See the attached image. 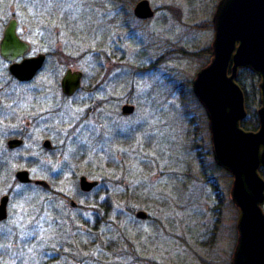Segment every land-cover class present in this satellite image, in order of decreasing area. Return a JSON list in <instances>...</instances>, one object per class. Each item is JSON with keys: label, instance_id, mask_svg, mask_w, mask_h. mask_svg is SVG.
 I'll use <instances>...</instances> for the list:
<instances>
[{"label": "rangeland", "instance_id": "1", "mask_svg": "<svg viewBox=\"0 0 264 264\" xmlns=\"http://www.w3.org/2000/svg\"><path fill=\"white\" fill-rule=\"evenodd\" d=\"M139 1L0 0V35L16 17L44 37L31 39L33 51L50 52L26 87L47 88L43 97L7 84L0 61L3 95L19 103L0 110V197L9 195L0 264H227L236 241L231 178L222 169L203 174L209 140L186 93L206 65L192 53L210 46L219 0H147L153 17L135 20ZM67 68L83 74L68 101L53 89ZM239 78L256 114L258 79ZM125 101L135 107L128 118L119 111ZM31 107L60 110L31 123L24 148L9 153L5 142L30 121ZM43 138L50 155L38 152ZM18 170L51 190L18 184ZM80 176L101 183L82 194Z\"/></svg>", "mask_w": 264, "mask_h": 264}, {"label": "water", "instance_id": "2", "mask_svg": "<svg viewBox=\"0 0 264 264\" xmlns=\"http://www.w3.org/2000/svg\"><path fill=\"white\" fill-rule=\"evenodd\" d=\"M137 19H150L154 11L147 0H140L133 9ZM213 37L209 62L201 68L191 82V90L204 109L208 120L212 155L215 164L232 177L229 199L237 211L236 242L231 264H264V0H219L211 18ZM11 20L0 40V57L12 63L9 73L19 81H28L41 68L44 56L13 63L26 55L28 43L20 41ZM248 70L258 79V126L254 131L244 130L241 122L247 116L245 95L237 83L241 70ZM81 72L68 70L61 81L64 94L70 96L80 88ZM133 105H122L120 115L133 113ZM22 140L9 139V149L20 147ZM44 147L50 148L45 141ZM21 184H33L44 190L50 186L32 180L25 170L14 173ZM98 181L78 179V189L88 193ZM9 195L0 197V223L7 220ZM71 207L76 204L69 202ZM137 220H146L144 211H136Z\"/></svg>", "mask_w": 264, "mask_h": 264}, {"label": "flooded vegetation", "instance_id": "3", "mask_svg": "<svg viewBox=\"0 0 264 264\" xmlns=\"http://www.w3.org/2000/svg\"><path fill=\"white\" fill-rule=\"evenodd\" d=\"M135 6V5H134ZM134 6L132 7V15H133V18L135 20H137V18L134 16L133 14V9H134ZM155 13V11H154ZM13 15V14H12ZM11 20H14L15 21V27H14V31H15V35L16 37L20 40V41H23V42H26L29 44L30 46V49L28 51V53L26 55H24L23 57L21 58H17L14 60L13 63H16V64H19L21 63L23 60L25 59H30V58H35L39 55H43L44 56V60H43V63H42V66L41 68L33 75V77L28 80V81H19L17 80L15 77L11 76L10 73H9V66L12 64V63H8L6 61H4L1 57H0V61L3 63V65L5 66V69H6V76H7V84L9 83H13V85H15L17 88H19L21 91H24V93L28 92L29 94H33L34 96H40L41 94V97L44 96L45 94V90H47V88H44L43 87H39V86H36L34 88H26L27 86H32L33 82L37 79V77L39 76V74L42 72V70L45 68L46 64L48 63V60L50 58V52L49 51H46V50H40V51H33L32 49V44L30 43L31 39H35V40H40V41H44V37L42 35H40L39 33L38 34H30L29 33V30L26 32V28H24L23 26H21L18 22V19L16 17H13L11 16V18L9 20H7V22L5 24H3V28H2V31H1V35H0V40L3 36V31L5 29V27L7 26V24L11 21ZM140 21V20H138ZM43 46V45H42ZM34 52V53H33ZM49 52V53H48ZM70 70L69 68H67L64 72V74L61 76L60 80L55 84V88L53 87V89L55 90V93H57L61 99L63 100H70L72 99L77 93H79L81 91V87H82V80H83V74H82V78H81V82H80V88L78 90H76L72 95L68 96L66 94L63 93L62 91V87H61V81L64 77V75L66 74V72ZM72 71V70H70ZM72 72H79V71H72ZM4 87L1 85L0 86V110L1 112H4V111H10V109L14 110L13 107L16 105V104H19L18 102H16L15 100L11 99V98H8L7 95H3V90ZM47 92V91H46ZM193 94V93H192ZM47 96L48 95H52V92H48L46 94ZM245 95V93H244ZM194 96V95H193ZM195 98V97H194ZM196 100V98H195ZM197 101V100H196ZM197 103L199 104V102L197 101ZM126 104H129V105H132L131 102L129 101H125L124 104L122 105H126ZM121 105V106H122ZM245 105H246V109H247V102H246V99H245ZM199 109L200 111L202 112V114L200 115L201 119L203 120V126H202V129L206 131V135H207V139L209 140V158L211 159V162L208 163V165H204L205 168L204 170L202 169L203 171V174H210L212 171H216L217 170V165L215 164L214 162V159H213V155H212V148H211V141H210V134H209V128H208V120H207V117H206V114L204 112V109L202 108V106L199 104ZM121 108V107H120ZM59 108L56 107L54 109H51V110H46V109H40L37 111L36 108L34 107H31L30 108V112H29V117L31 118L30 121H26L25 122V126H24V129H19L17 130V132H14L13 135H11L10 138H8L5 142V148L6 150L10 153V152H14V151H21L24 146H25V140L27 138V133H28V130L31 126V123H37V122H42V123H45V121L47 122L48 121V117H50V114H52V116L55 115L56 112H59ZM134 110H135V107H134ZM120 111V110H119ZM134 113V111H133ZM132 113V114H133ZM131 114V115H132ZM131 115L129 116H122L123 118H128L130 117ZM247 116H248V109H247ZM247 116L245 117V119L247 118ZM245 119L243 121H245ZM257 119V117H256ZM242 123V122H241ZM257 126H258V121H257ZM49 131V128L47 129ZM256 130V129H255ZM249 131V130H248ZM254 131V130H252ZM12 138H17V139H20L22 140V145L20 147H16V148H13V149H9L7 146H6V143L9 139H12ZM45 141H48L50 143V148H46L43 146L44 142ZM40 147H41V150H39L38 152L41 153V155H50L53 153L54 151V146L52 145L51 141L46 139V138H43L41 143H40ZM43 151V152H42ZM0 158H3L2 155H0ZM38 162V159H34L33 161H31V164H34V163H37ZM7 165V164H6ZM4 165V166H6ZM3 166V167H4ZM221 169V168H220ZM264 169H260L259 170V174L261 175V177L264 179ZM263 173V174H262ZM14 176V175H13ZM30 177V176H29ZM229 177L231 178V184H232V177L229 175ZM15 179V178H14ZM31 179V178H30ZM16 181V180H15ZM39 181H43V180H39ZM17 182V181H16ZM45 182V181H44ZM212 181H210L211 183ZM18 183V182H17ZM19 184V183H18ZM48 184V183H47ZM231 184H230V187H231ZM49 185V184H48ZM24 186H34L36 188H40L41 190L43 191H50L51 190V187L49 190H44L42 187L40 186H35L33 184H26ZM50 186V185H49ZM230 190V188H229ZM80 191V190H79ZM83 194V193H82ZM228 199H229V193H228ZM72 201V200H68V205L70 206L69 202ZM229 202L231 203V205L233 206L231 200L229 199ZM8 206V205H7ZM71 207V206H70ZM234 207V206H233ZM71 208H76V205L74 207H71ZM262 209L264 210V205L262 206ZM7 213H8V210H7ZM147 219V218H146ZM237 237V235H236ZM236 242V241H235ZM235 246V245H234ZM234 249V248H233ZM233 252V250H232ZM232 252L229 256V259L227 261V264H231V256H232Z\"/></svg>", "mask_w": 264, "mask_h": 264}, {"label": "trees", "instance_id": "4", "mask_svg": "<svg viewBox=\"0 0 264 264\" xmlns=\"http://www.w3.org/2000/svg\"><path fill=\"white\" fill-rule=\"evenodd\" d=\"M210 26V24H209ZM193 56H196L199 60H201L202 62L204 63H208L209 62V59H210V47H207V48H203L201 50H199L198 52L196 53H192ZM244 73H248L249 75L253 76L254 74L251 73L250 71L244 69V70H241L238 74V77H237V83H240V76L241 74H244ZM184 85H187V82L185 81V83L182 84V87ZM181 87V88H182ZM184 87H187V86H184ZM186 93L191 96V98L195 100L193 94H192V91L190 88H188L186 90ZM247 97V96H246ZM248 99V98H247ZM248 107H249V104H248ZM248 115L247 118L245 119V121H242L241 123V127L244 129V130H254L257 126V119H256V114L254 112H248ZM6 165V162L4 161L3 158H0V168H3V166ZM217 169H220L219 167H217ZM101 182H99L100 184ZM98 184V185H99Z\"/></svg>", "mask_w": 264, "mask_h": 264}]
</instances>
